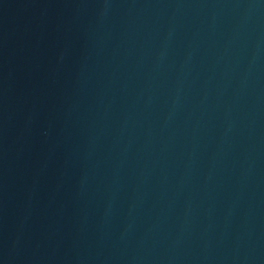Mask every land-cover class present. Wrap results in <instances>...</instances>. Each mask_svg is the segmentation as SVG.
<instances>
[{
	"label": "water",
	"instance_id": "95a60500",
	"mask_svg": "<svg viewBox=\"0 0 264 264\" xmlns=\"http://www.w3.org/2000/svg\"><path fill=\"white\" fill-rule=\"evenodd\" d=\"M80 264H264V0H133Z\"/></svg>",
	"mask_w": 264,
	"mask_h": 264
}]
</instances>
